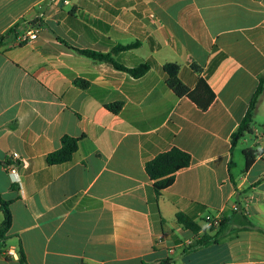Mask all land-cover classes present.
Masks as SVG:
<instances>
[{
  "label": "crops",
  "instance_id": "crops-1",
  "mask_svg": "<svg viewBox=\"0 0 264 264\" xmlns=\"http://www.w3.org/2000/svg\"><path fill=\"white\" fill-rule=\"evenodd\" d=\"M16 25L0 49V197L12 214L0 264H21V247L29 264H264V155L249 169L245 156L264 150V94L252 132L231 144L264 75V0H0V37ZM136 42L113 57L127 68L149 62L140 78L78 52ZM168 63L191 90L207 81L208 110L169 88ZM65 136L77 152L49 165ZM174 147L192 163L156 205L145 166ZM13 153L20 182L7 169ZM236 203L254 228L239 230ZM209 214L223 216L226 238L186 253L217 232Z\"/></svg>",
  "mask_w": 264,
  "mask_h": 264
},
{
  "label": "trees",
  "instance_id": "trees-1",
  "mask_svg": "<svg viewBox=\"0 0 264 264\" xmlns=\"http://www.w3.org/2000/svg\"><path fill=\"white\" fill-rule=\"evenodd\" d=\"M20 26L16 25L7 34L0 37V49L8 45L12 38H15L17 30ZM140 43L136 42L129 45H120L113 49L110 54H100L92 51H78L84 56L91 59L108 62L115 66L116 69L128 72L134 78H140L144 76L151 68L149 62H143L139 66L134 68H127L119 65L113 55L118 52L128 51L139 47ZM163 71L167 75V84L169 88L176 94V96L182 98H189L194 104H196L201 110L206 111L213 104L216 96L210 88L209 84L203 77H199L197 86L194 90L187 87L179 78L180 66L175 63H168L163 66ZM200 73V71H198ZM85 86V83H79ZM264 94V75L259 78V84L254 93L247 113L241 121L237 131L231 137L232 147H235L237 143L252 132V123L254 114L258 107L261 97ZM108 109L117 114L121 110V104L115 103L108 105ZM78 150V140L69 136L63 137L61 141V148L57 151L50 153L46 160L49 165H60L70 162L73 159L74 154ZM264 155V150H247L246 156V169H249L255 160ZM192 163V156L179 149L172 148L169 151L163 152L155 157L152 161L148 162L145 166L146 173L149 178L154 182V191L156 195L155 203L157 205L158 199L165 189L171 187L174 184L176 174L189 167ZM0 205L4 214V220L0 225V249L5 248L8 240V233L12 226V214L10 211V202L0 197ZM236 216V222L239 225V230H250L254 228V224L248 219L244 210L234 211ZM178 223L186 230L198 234L201 230L200 226L194 222L192 218L184 213L177 214ZM225 220L222 219L219 227L211 229V232L217 230L214 235L204 234L201 238H198L193 244L187 246L186 253L196 251L200 248H205L211 245L219 244L226 238L225 233ZM19 261L21 264H29L23 248L19 251ZM168 262V261H167Z\"/></svg>",
  "mask_w": 264,
  "mask_h": 264
},
{
  "label": "built area",
  "instance_id": "built-area-1",
  "mask_svg": "<svg viewBox=\"0 0 264 264\" xmlns=\"http://www.w3.org/2000/svg\"><path fill=\"white\" fill-rule=\"evenodd\" d=\"M38 38V31L28 32L26 34H23L18 39L19 44L27 43L29 41L36 40ZM20 155L18 153H13L12 157L10 158L7 169L14 179V182H20V174H19V166H20ZM242 209L241 205L236 203L233 206V212L239 211ZM243 210V209H242ZM223 216L221 214H209L204 218L205 226L208 230L219 227L220 223L222 222ZM7 256L12 258H17V254L13 251H7Z\"/></svg>",
  "mask_w": 264,
  "mask_h": 264
},
{
  "label": "rangeland",
  "instance_id": "rangeland-1",
  "mask_svg": "<svg viewBox=\"0 0 264 264\" xmlns=\"http://www.w3.org/2000/svg\"><path fill=\"white\" fill-rule=\"evenodd\" d=\"M210 231H211V229H210Z\"/></svg>",
  "mask_w": 264,
  "mask_h": 264
}]
</instances>
